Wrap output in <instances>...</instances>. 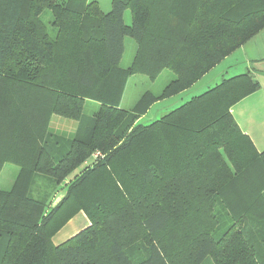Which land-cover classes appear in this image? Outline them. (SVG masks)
<instances>
[{
    "label": "trees",
    "instance_id": "obj_1",
    "mask_svg": "<svg viewBox=\"0 0 264 264\" xmlns=\"http://www.w3.org/2000/svg\"><path fill=\"white\" fill-rule=\"evenodd\" d=\"M262 29L264 0H111L107 13L0 0V168L18 167L0 190V264H264V150L230 114L259 89L250 74L137 124ZM164 70L173 79L159 95L120 108L132 76ZM53 116L77 124L71 138L49 131ZM79 212L90 226L54 246Z\"/></svg>",
    "mask_w": 264,
    "mask_h": 264
},
{
    "label": "rangeland",
    "instance_id": "obj_2",
    "mask_svg": "<svg viewBox=\"0 0 264 264\" xmlns=\"http://www.w3.org/2000/svg\"><path fill=\"white\" fill-rule=\"evenodd\" d=\"M87 2H97L101 11L103 13H107L110 10V2L111 0H87ZM42 21L44 23H48L51 21V14L49 12H45L42 17ZM123 20L125 25L129 26L131 24V16L130 12L126 10L123 15ZM51 34H54V31L52 29L50 30ZM124 53L122 56V60L120 62V66L122 68H128L132 62L135 46L133 41L130 38H126L124 42ZM226 63L223 65H220L218 68H216L212 73H210L208 76L202 78L197 83H195L191 89L186 90L182 94H178L174 97H171L166 100L164 103H160L156 107L152 108L149 113L142 119L139 120L137 123L142 126H147L155 121H158L162 116L166 115L167 113L174 111L175 109H178L182 105L188 103L191 99L198 97L202 94H204L209 89L215 87L218 84H211L214 77H216L221 71L222 66H225ZM173 79V75L167 71H162L155 80L150 81L146 76L143 75H134L132 76L126 85L125 91L123 93L122 100L120 102V108L124 110H130L136 101L141 97L142 94L145 92H151L154 95H159L164 87L170 83V81ZM219 83V82H217ZM215 85V86H214ZM95 106V105H94ZM60 120V121H57ZM75 125L77 124L74 121L64 119L58 116L51 117L50 124H49V131L57 136H62L64 138H71L73 133L75 132L74 129ZM91 159V157H90ZM92 159H94L92 157ZM96 160V159H95ZM12 164V163H4L2 164L0 168V190H9L14 177L16 176L18 172V167ZM79 168L76 170L73 174H71L64 184L68 183L70 179L74 177V175H77L80 170ZM46 186V183H44ZM44 184H41L39 182V185L37 186V189H40L41 194L44 192ZM62 191L56 196L60 197L64 194L65 188L64 186L61 188ZM60 189V190H61ZM58 199V198H57ZM56 199V200H57ZM56 204L53 202V199L51 200V207H54ZM209 264V262L207 263Z\"/></svg>",
    "mask_w": 264,
    "mask_h": 264
},
{
    "label": "crops",
    "instance_id": "obj_3",
    "mask_svg": "<svg viewBox=\"0 0 264 264\" xmlns=\"http://www.w3.org/2000/svg\"><path fill=\"white\" fill-rule=\"evenodd\" d=\"M224 63H226L225 66H222L221 71H219V74L214 77L211 84L216 85L222 80L248 73L259 85V89L255 93L235 104L230 109V114L240 131L251 140L255 149L258 152H262L264 150V29L231 55L223 59L202 78L208 76ZM171 99L158 101L151 105L148 111L142 115L138 121L142 120L152 108ZM56 196L53 199L55 204L61 200L63 195L60 197ZM89 226L90 222L87 217L83 212H79L53 236L52 243L54 246L61 245Z\"/></svg>",
    "mask_w": 264,
    "mask_h": 264
},
{
    "label": "built area",
    "instance_id": "obj_4",
    "mask_svg": "<svg viewBox=\"0 0 264 264\" xmlns=\"http://www.w3.org/2000/svg\"><path fill=\"white\" fill-rule=\"evenodd\" d=\"M96 157H98V154H94V155H93V158H96Z\"/></svg>",
    "mask_w": 264,
    "mask_h": 264
}]
</instances>
